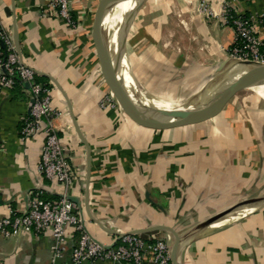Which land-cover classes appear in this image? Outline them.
<instances>
[{
    "label": "crops",
    "instance_id": "1",
    "mask_svg": "<svg viewBox=\"0 0 264 264\" xmlns=\"http://www.w3.org/2000/svg\"><path fill=\"white\" fill-rule=\"evenodd\" d=\"M49 1L0 0V27L18 39L23 63L53 85L52 107L60 115L52 120L76 172L69 194L80 204L88 233L107 246L118 243L109 231L166 226L186 234L258 197L186 240L182 260L264 264V204L237 217L264 198V100L240 91L210 120L162 129L139 125L114 103L101 72L93 38L101 0H69L76 27L57 15L45 16ZM227 12L251 19L264 48V0H146L134 21L131 43L133 67L144 85L161 99L184 101L193 87L216 75L236 41ZM125 58L129 65L126 50ZM130 94L156 108L171 102L149 100L138 94L134 82ZM208 100L207 95L194 97L190 106ZM29 109L26 85L0 90V216L11 209L25 212L36 190L52 200L63 193L39 171L44 131L21 139ZM137 119L153 125L168 122ZM50 120L45 117L42 127ZM65 232L69 262L78 238L71 225ZM141 235L148 242L171 240L164 230ZM53 242L50 232L11 238L0 234V264H50ZM153 260L148 249L143 264Z\"/></svg>",
    "mask_w": 264,
    "mask_h": 264
},
{
    "label": "built area",
    "instance_id": "2",
    "mask_svg": "<svg viewBox=\"0 0 264 264\" xmlns=\"http://www.w3.org/2000/svg\"><path fill=\"white\" fill-rule=\"evenodd\" d=\"M69 2V0H50L48 11L44 12V15H57L70 26L76 27V21L69 9ZM225 20L232 21L236 32V41L229 51L230 58L264 63L263 42L258 37L251 19L232 18L227 12ZM262 23L264 24V14ZM1 43H4L5 48L1 46ZM0 46L6 52L5 56L0 58V90L12 89L18 80L24 85H29L30 109L20 132L21 139L26 141L44 131L46 138L39 171L45 179L63 188V193L57 200L46 199L41 190L34 191L25 212L11 209L9 215L0 216V234L5 238H11L23 232L34 235L50 232L54 241L50 264H143L144 255L148 249L153 252L154 264H173L171 240L148 242L141 234H129L118 238L119 243L116 246L107 248V245L97 241L88 233L79 205L69 198L70 189L75 183L76 172L52 120L60 115L52 107V90L44 88L35 81L38 73L23 63L17 38L8 36L2 27H0ZM45 117L51 120L43 128ZM68 225L74 227L79 237L77 244L71 250L69 262H65L68 243L65 228Z\"/></svg>",
    "mask_w": 264,
    "mask_h": 264
},
{
    "label": "water",
    "instance_id": "3",
    "mask_svg": "<svg viewBox=\"0 0 264 264\" xmlns=\"http://www.w3.org/2000/svg\"><path fill=\"white\" fill-rule=\"evenodd\" d=\"M119 0H101L100 5L96 14L94 28H93V38L94 43L96 45L98 57L101 64V72L107 82V84L110 87V90L115 96L117 97V100L120 104V107L124 110V112L136 123L142 126L150 127V128H170V127H177V126H186V125H192L201 123L207 120H210L214 117H216L221 111L224 106V104L236 93L242 91L239 88V84L245 77L249 76L251 73H258L260 75H264V63L254 62V61H242L237 58H229L226 60L222 65L220 66L218 70V82L213 87L212 96L206 103L204 104H196L194 106H190L192 103L186 102L185 106L183 108H175V109H165V108H156L153 106L144 105L142 103H134L133 99L129 95V93L120 87V85L115 81L114 77H120L118 73V66L117 62L114 60L110 44H109V38L105 34V30L103 27L104 19L107 13L112 10L114 5ZM144 1L141 0L138 7L135 9L134 13L131 16V20L129 24L124 29V36L120 37V46L124 42L126 35H128V32L130 30V27L132 26L141 6L143 5ZM123 37V38H122ZM1 46L5 48L4 43H1ZM17 46L19 49V42L17 39ZM242 72L243 74L237 78L234 82L229 84L228 82L230 79L236 77L235 74ZM130 74L132 76L134 85L136 86V89L138 91V94H142V96H146L149 100L152 98H158V96H155L154 94L150 93L145 87L142 86V84L137 80L135 75L133 74L132 70H130ZM229 84V85H228ZM29 85L26 84V87ZM160 98V97H159ZM154 100V99H153ZM34 102V101H32ZM189 104V105H187ZM70 111L72 117H74V113L70 106ZM135 111H141V112H151V111H158L162 116L166 117L169 121L164 124L160 125H153V124H147L140 122L136 115ZM70 200L77 203L76 199L69 197ZM254 199V198H253ZM253 199H249L246 201H243L241 203H238L234 207L226 210L223 213H220L218 215H215L214 217H211L210 219L203 222L199 227L209 223L211 220H215L216 218H219L226 213H229L231 210L252 201ZM90 214V212H89ZM154 230H164L166 231L171 238V261L173 264H183L182 256H183V249L185 246L186 239L184 237V234L176 231L173 228L166 227V226H158V227H152L150 229H141V230H135L128 233H117L113 231H109L114 233L118 238H121L125 235L129 234H143L149 231ZM112 246H107V248H111Z\"/></svg>",
    "mask_w": 264,
    "mask_h": 264
},
{
    "label": "bare ground",
    "instance_id": "4",
    "mask_svg": "<svg viewBox=\"0 0 264 264\" xmlns=\"http://www.w3.org/2000/svg\"><path fill=\"white\" fill-rule=\"evenodd\" d=\"M141 0H119L112 10H110L107 15L105 16L103 27L105 30L106 36L109 38V44L111 52H113V58L117 62L118 66V73L120 77L115 76V81L120 85L121 88L125 89L129 95L130 94V86L133 83L132 76L130 74V66L127 63V60L125 58V48L122 43L120 46V37L122 36L124 29L129 24L131 20V16L134 13L135 9L138 7ZM127 4V5H126ZM126 5L125 9L121 12L120 10L123 9V7ZM116 7H119V9L115 10ZM115 10V11H114ZM124 36V34H123ZM123 38V37H122ZM243 73H237L235 74L236 77L230 79L228 82L231 84L234 82L237 78H239ZM215 76H212L211 79L208 81V83L199 90V93L194 96L198 97L201 95H207L209 98L212 96L213 88H211V85L214 84ZM228 84V85H229ZM239 88L243 91L253 92L260 96L264 100V75H260L258 73H251L249 76L242 79V81L239 84ZM132 98V96H131ZM133 99V98H132ZM156 100L162 101L161 98H156ZM134 103H141L139 101L134 100ZM143 104V103H142ZM185 102L177 101V100H171L170 104L165 107V109H175V108H183L185 106ZM145 105V104H144ZM188 105V104H187ZM163 109V108H162ZM137 118H151V119H157L160 121H169L166 117L162 116L158 111H151V112H141V111H135L134 112ZM256 198H254L252 201L247 202L233 210H231L229 213H226L225 215L216 218L215 220H211L209 223L197 227L194 230L189 231L188 233L184 234V237L187 241H190V238L198 231H200L203 227L210 226L216 222L224 220L226 217H229L231 215L236 214L237 212L245 209L250 205L253 201H255ZM264 204V198L257 201L252 207L249 209H246L245 211L239 213L237 217H245L248 216L254 212H256L260 206Z\"/></svg>",
    "mask_w": 264,
    "mask_h": 264
},
{
    "label": "rangeland",
    "instance_id": "5",
    "mask_svg": "<svg viewBox=\"0 0 264 264\" xmlns=\"http://www.w3.org/2000/svg\"><path fill=\"white\" fill-rule=\"evenodd\" d=\"M146 1H144V3H145ZM143 3V4H144ZM127 5V4H126ZM126 5L123 7V9H121L120 11L122 12L124 9H125V7H126ZM142 7V6H141ZM117 9H119V7H116L115 8V10H117ZM114 10V11H115ZM136 19V18H135ZM135 21V20H134ZM133 24H134V22H133ZM133 24H132V26L130 27V30H129V32H128V35H126V38H125V40H124V42H123V45H124V48H125V50H126V53H127V57H128V61H129V65L131 66V70H132V72H133V74L135 75V77L137 78V80L142 84V86L143 87H145L150 93H152L145 85H144V83H143V80H141L140 78H139V76L137 75L138 73L137 72H135V69H134V65H133V61H132V54H131V52H132V46H131V43H132V39H133V37H134V30H133ZM215 76V81H214V84H212L211 85V88H213V87H215V85L217 84V82H218V74H216V75H214ZM148 78V77H147ZM211 79V77L210 78H208L206 81H204V82H201L199 85H197V86H195V87H193V90H190V91H193V93L191 94V95H188L187 97H185V98H187V99H185L184 101H182V102H188V103H190V101L192 100V98L194 97V96H196L198 93H199V90L201 89V88H203L207 83H208V81ZM110 96L112 97V99L114 100V103H116V105L117 106H119L120 107V104H119V102H118V100H117V97L115 96V94H113L111 91H110ZM152 94H154V93H152ZM188 94V93H187ZM190 94V93H189ZM240 95H244V94H255V93H253V92H248V91H241L240 93H239ZM155 96H158V95H156V94H154ZM210 99V98H209ZM163 100H168V99H163ZM168 101H171V100H168ZM121 108V107H120ZM121 110L123 111V109L121 108ZM124 112V111H123ZM124 114L127 116V117H129L125 112H124ZM255 198H258V197H255Z\"/></svg>",
    "mask_w": 264,
    "mask_h": 264
},
{
    "label": "trees",
    "instance_id": "6",
    "mask_svg": "<svg viewBox=\"0 0 264 264\" xmlns=\"http://www.w3.org/2000/svg\"><path fill=\"white\" fill-rule=\"evenodd\" d=\"M232 23V21H230ZM263 46H262V52H263ZM6 54L5 50L0 46V58L4 57ZM37 83L41 84L44 88H48V89H51L53 88V85L51 83H48V82H45L44 78L41 77L40 75H36V80H35ZM15 88H21L23 89L24 88V84L21 82V81H17L16 84L14 85V87L12 89H15ZM194 98V97H193ZM45 197V196H44ZM46 198V197H45ZM56 200L60 198V196L57 198L55 197ZM46 199H49V198H46ZM49 200H52V199H49ZM15 210V209H14ZM77 238L79 237V233L76 235ZM119 243V242H118ZM117 243V244H118Z\"/></svg>",
    "mask_w": 264,
    "mask_h": 264
}]
</instances>
